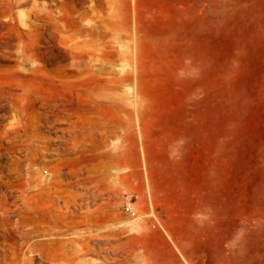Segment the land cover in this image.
I'll list each match as a JSON object with an SVG mask.
<instances>
[{
    "label": "rangeland",
    "instance_id": "obj_1",
    "mask_svg": "<svg viewBox=\"0 0 264 264\" xmlns=\"http://www.w3.org/2000/svg\"><path fill=\"white\" fill-rule=\"evenodd\" d=\"M0 115V264H264V0H0Z\"/></svg>",
    "mask_w": 264,
    "mask_h": 264
},
{
    "label": "bare ground",
    "instance_id": "obj_2",
    "mask_svg": "<svg viewBox=\"0 0 264 264\" xmlns=\"http://www.w3.org/2000/svg\"><path fill=\"white\" fill-rule=\"evenodd\" d=\"M31 16L32 17H36V13L35 12H32V13H29L27 15H23L20 18H22V20L26 23V20L29 17H31ZM80 72H81V70H77L76 69V70H71V71L67 72L68 75H65L66 78H71L72 77V78H75L76 79V81L74 82L73 88H77V87L80 86V83L82 81V75H81ZM127 80L129 81V78H127ZM126 93L129 95L130 94L129 90H127ZM9 105L11 107L13 106L12 103H9ZM1 106H3V105H1ZM11 110H13V109H11ZM3 117H4V115H0V118H3ZM137 224H138V219H134V220L125 221L124 223L122 222V224L119 227H117V228H126V229H128L130 231H133V230L136 229ZM79 242H81L82 245H87L88 244V241L82 240V239ZM30 252L31 251L26 250V251H24V252L21 253V256H20V262H21V264H31L32 263V257L29 255Z\"/></svg>",
    "mask_w": 264,
    "mask_h": 264
},
{
    "label": "built area",
    "instance_id": "obj_3",
    "mask_svg": "<svg viewBox=\"0 0 264 264\" xmlns=\"http://www.w3.org/2000/svg\"><path fill=\"white\" fill-rule=\"evenodd\" d=\"M122 212L124 215L134 218L136 216V212L131 203H124L122 206Z\"/></svg>",
    "mask_w": 264,
    "mask_h": 264
}]
</instances>
